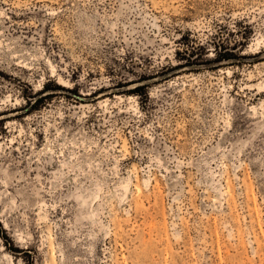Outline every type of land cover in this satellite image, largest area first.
Segmentation results:
<instances>
[{
	"label": "rangeland",
	"instance_id": "1",
	"mask_svg": "<svg viewBox=\"0 0 264 264\" xmlns=\"http://www.w3.org/2000/svg\"><path fill=\"white\" fill-rule=\"evenodd\" d=\"M0 264H264V0H0Z\"/></svg>",
	"mask_w": 264,
	"mask_h": 264
},
{
	"label": "trees",
	"instance_id": "2",
	"mask_svg": "<svg viewBox=\"0 0 264 264\" xmlns=\"http://www.w3.org/2000/svg\"><path fill=\"white\" fill-rule=\"evenodd\" d=\"M235 55H237L235 52H232L230 50H226L223 52H219L216 59L221 60V59H230L232 57H234ZM204 60L203 59H187V61L185 62L186 64H200L202 63ZM171 69V68H170ZM169 68L166 70L168 71ZM142 88V86H135L134 88H132V92H139V94H141L140 89Z\"/></svg>",
	"mask_w": 264,
	"mask_h": 264
}]
</instances>
